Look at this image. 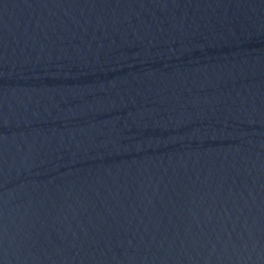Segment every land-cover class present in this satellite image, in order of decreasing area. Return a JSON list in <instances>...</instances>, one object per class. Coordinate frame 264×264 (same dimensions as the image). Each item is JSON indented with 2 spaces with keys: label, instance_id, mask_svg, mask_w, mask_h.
<instances>
[{
  "label": "water",
  "instance_id": "water-1",
  "mask_svg": "<svg viewBox=\"0 0 264 264\" xmlns=\"http://www.w3.org/2000/svg\"><path fill=\"white\" fill-rule=\"evenodd\" d=\"M0 264H264V0H0Z\"/></svg>",
  "mask_w": 264,
  "mask_h": 264
}]
</instances>
